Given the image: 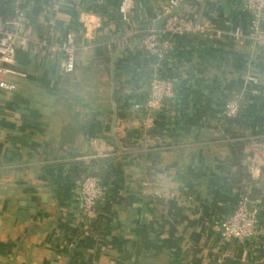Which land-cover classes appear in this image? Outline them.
I'll return each mask as SVG.
<instances>
[{
  "label": "crops",
  "instance_id": "crops-1",
  "mask_svg": "<svg viewBox=\"0 0 264 264\" xmlns=\"http://www.w3.org/2000/svg\"><path fill=\"white\" fill-rule=\"evenodd\" d=\"M122 1L22 2L34 39L71 31L79 50L71 74L36 48L18 52L26 77L0 94V264H264V46L232 35L250 28L246 0L182 3L180 19L209 32L173 37L163 63L140 44L144 30L164 28L171 0H133L128 21ZM15 9L0 0L5 20ZM157 74L176 96L147 128L135 106L150 100ZM230 101L239 119L225 116ZM238 137L240 172L231 164ZM106 159L93 170L104 196L91 235L81 164ZM243 186L259 202L257 234L226 241L220 226Z\"/></svg>",
  "mask_w": 264,
  "mask_h": 264
},
{
  "label": "built area",
  "instance_id": "built-area-1",
  "mask_svg": "<svg viewBox=\"0 0 264 264\" xmlns=\"http://www.w3.org/2000/svg\"><path fill=\"white\" fill-rule=\"evenodd\" d=\"M188 0H171L166 8V24L161 31L154 29L144 30L141 48L160 63L165 62L173 50L172 38L186 35H202L209 32L204 25L186 23L177 14L179 6ZM23 0H16V9L12 19L5 20L0 16V94L12 92L16 85L13 78H25L26 75L15 67L18 52H27L36 48L38 52L52 61H60L65 74H71L76 68L78 45L73 32H68L62 41H53L48 38L36 40L28 32L29 18L21 7ZM252 13V21L248 31L236 29L232 35L237 39H248L258 46H264V29L262 25L264 14V0H246ZM134 10L133 0H123L120 6V15L124 21L130 19ZM222 33H218L221 36ZM150 100L143 105H136L135 109L148 113L145 126L150 128L153 116L150 114L163 102L173 100L176 96L172 81L155 75L150 83ZM241 106L237 101H230L225 106V116L229 120H236L241 114ZM80 202L83 214L89 220L97 218L96 207L103 201L104 187L101 178L90 176L83 178L79 183ZM257 201L249 196L240 200L235 212L224 220L220 226L221 236L226 241L249 240L256 236L259 225L260 209Z\"/></svg>",
  "mask_w": 264,
  "mask_h": 264
},
{
  "label": "trees",
  "instance_id": "trees-1",
  "mask_svg": "<svg viewBox=\"0 0 264 264\" xmlns=\"http://www.w3.org/2000/svg\"><path fill=\"white\" fill-rule=\"evenodd\" d=\"M232 140L233 141L231 142V150H232L231 164H232V166L237 167V169L240 172V171L243 170L242 153L244 151V146H245L246 141L243 140L240 137H238L236 140L235 139H232ZM111 160L112 159H106L105 161H103V160H92V161L87 162V163H82L81 166H84V172H83L84 176H83V178H88L90 176H98V175L93 173L94 168L101 167V166H103V164H107ZM242 189L244 190L243 191L244 192V196H248L247 194H248L249 189H247L245 186H243ZM249 197L251 198V195H249ZM81 208L83 210L82 204H81ZM101 208H102V204L98 203V205L96 207L97 214H100ZM85 218H86V216H85ZM85 220H86V225L84 227V232H87V233H89L91 235H94L98 231V229H100L101 226H102V224H101L102 221L100 220V216L99 215L94 220H89L87 218Z\"/></svg>",
  "mask_w": 264,
  "mask_h": 264
}]
</instances>
